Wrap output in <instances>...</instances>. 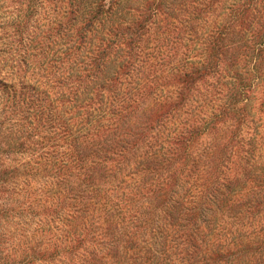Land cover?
I'll return each mask as SVG.
<instances>
[{
    "label": "trees",
    "instance_id": "16d2710c",
    "mask_svg": "<svg viewBox=\"0 0 264 264\" xmlns=\"http://www.w3.org/2000/svg\"><path fill=\"white\" fill-rule=\"evenodd\" d=\"M0 264H264V0H0Z\"/></svg>",
    "mask_w": 264,
    "mask_h": 264
}]
</instances>
